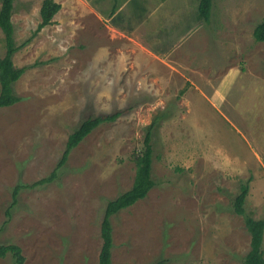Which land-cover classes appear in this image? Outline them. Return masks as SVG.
Returning a JSON list of instances; mask_svg holds the SVG:
<instances>
[{
	"label": "rangeland",
	"instance_id": "1",
	"mask_svg": "<svg viewBox=\"0 0 264 264\" xmlns=\"http://www.w3.org/2000/svg\"><path fill=\"white\" fill-rule=\"evenodd\" d=\"M40 2L13 1L15 44L30 41L12 59L26 68L13 84L20 102L0 109V244L18 246L24 264H98L105 205L131 188L133 156L156 119L155 187L111 217L112 264H243L250 238L232 207L242 184L244 213L264 214V43L252 38L264 0H212L208 24L194 19L199 0H172L174 17L155 33L179 41L177 55L147 72L90 64L85 38L101 32L68 10L31 38ZM116 112L70 152L57 179L29 188L55 170L84 120Z\"/></svg>",
	"mask_w": 264,
	"mask_h": 264
},
{
	"label": "trees",
	"instance_id": "2",
	"mask_svg": "<svg viewBox=\"0 0 264 264\" xmlns=\"http://www.w3.org/2000/svg\"><path fill=\"white\" fill-rule=\"evenodd\" d=\"M212 0H199L197 8V18L200 22L208 24L211 17ZM60 10V6L52 0H44L39 10L40 22L37 24L35 31L31 35L35 37L42 29L52 24L53 17ZM13 11V0H1L0 3V32L3 35L5 53L0 58V109L9 108L20 102L13 91L15 84L26 71V68H15L13 65V56L20 51L30 40L22 45L16 46L14 41V27L11 21ZM253 41L264 43V19L258 23L252 32ZM121 112L98 117H89L84 120L74 131L67 137L65 149L61 158L47 177L30 185L29 188L42 186L52 183L57 179V170H59L68 160L72 150L77 148L95 129L102 124L113 123L120 116ZM156 119L146 128L142 149L135 153L133 162L135 165V174L131 188L118 195L114 200L108 201L105 205L102 220L100 223V238L102 240L98 256V264H112L111 251L113 248L111 217L121 211L127 210L137 202L144 200L148 193L155 187V182L151 179L150 169L152 163L151 132L156 125ZM16 186L11 194V202L5 212L6 221L10 218V210L17 203ZM249 191V184L245 183L240 186L239 192L235 195L232 203L235 214L243 216L244 226L249 235V250L243 257V264H264V214L259 219H254L251 215L244 213V204ZM10 256L12 264H24V257L21 249L13 244H0V259ZM153 264H165L164 260L157 261Z\"/></svg>",
	"mask_w": 264,
	"mask_h": 264
},
{
	"label": "crops",
	"instance_id": "3",
	"mask_svg": "<svg viewBox=\"0 0 264 264\" xmlns=\"http://www.w3.org/2000/svg\"><path fill=\"white\" fill-rule=\"evenodd\" d=\"M43 1L41 0L40 7ZM52 1L60 6V10L53 18L68 10L74 17L83 18L86 26L91 23L92 30L101 32L100 35L89 32L85 38L86 57L90 59V64L103 65L114 61L122 65L139 63L140 72H147L152 65L159 64L157 60H168L177 55L174 48L179 41L170 43L171 39L169 40L166 35L155 33L159 21L164 19L167 21L173 16L172 9L169 8L172 0ZM14 7L13 5V9ZM177 15L179 16V13ZM195 17L199 21L197 14L194 19ZM195 24L196 21L190 26L187 25L184 32L187 34L193 32ZM126 58L128 60H122Z\"/></svg>",
	"mask_w": 264,
	"mask_h": 264
}]
</instances>
